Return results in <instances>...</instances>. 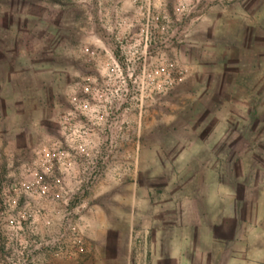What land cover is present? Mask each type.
<instances>
[{
  "label": "rangeland",
  "instance_id": "rangeland-1",
  "mask_svg": "<svg viewBox=\"0 0 264 264\" xmlns=\"http://www.w3.org/2000/svg\"><path fill=\"white\" fill-rule=\"evenodd\" d=\"M50 239L264 264V0H0V264Z\"/></svg>",
  "mask_w": 264,
  "mask_h": 264
},
{
  "label": "built area",
  "instance_id": "built-area-1",
  "mask_svg": "<svg viewBox=\"0 0 264 264\" xmlns=\"http://www.w3.org/2000/svg\"><path fill=\"white\" fill-rule=\"evenodd\" d=\"M26 216H27V212L25 210L20 212V217H21L20 219H22V218L24 219V218H26ZM55 241H59V239L53 240V241L50 239L48 241H45V242H42V243L39 244V245H42V248H43V264H50L48 259H46V255L50 252V250L55 251V254L60 255V257L61 256L64 257L66 255L72 256L74 254H77L82 249L80 241L79 240H74L73 246H72V248H74V250H70L68 253L67 252L63 253V252L60 251L59 247L56 250L53 248V245L55 244ZM29 254L27 255V257L29 256ZM30 262H33V260L32 259L27 260V261L23 262L22 264H30Z\"/></svg>",
  "mask_w": 264,
  "mask_h": 264
},
{
  "label": "crops",
  "instance_id": "crops-1",
  "mask_svg": "<svg viewBox=\"0 0 264 264\" xmlns=\"http://www.w3.org/2000/svg\"><path fill=\"white\" fill-rule=\"evenodd\" d=\"M96 253H97V251H96ZM89 257H90V259L88 260V258H87V260H85L83 264H100L101 260L98 259V255L97 254H95V255L91 254ZM111 262H109L107 264H111ZM60 263L62 264L63 262H60Z\"/></svg>",
  "mask_w": 264,
  "mask_h": 264
}]
</instances>
